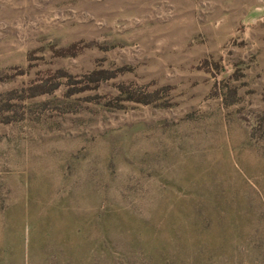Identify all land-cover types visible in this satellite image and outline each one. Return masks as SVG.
Returning a JSON list of instances; mask_svg holds the SVG:
<instances>
[{
    "label": "rangeland",
    "instance_id": "obj_1",
    "mask_svg": "<svg viewBox=\"0 0 264 264\" xmlns=\"http://www.w3.org/2000/svg\"><path fill=\"white\" fill-rule=\"evenodd\" d=\"M249 219L264 0H0V264H186Z\"/></svg>",
    "mask_w": 264,
    "mask_h": 264
},
{
    "label": "trees",
    "instance_id": "obj_2",
    "mask_svg": "<svg viewBox=\"0 0 264 264\" xmlns=\"http://www.w3.org/2000/svg\"><path fill=\"white\" fill-rule=\"evenodd\" d=\"M177 242L176 245L181 240ZM228 242L222 239L218 244L206 246L197 242L186 264H264V226L259 222L249 219L244 226L236 224ZM171 263L185 264L178 258L172 259Z\"/></svg>",
    "mask_w": 264,
    "mask_h": 264
}]
</instances>
